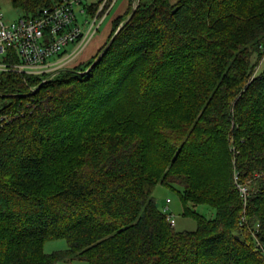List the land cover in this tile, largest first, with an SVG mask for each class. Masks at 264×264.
I'll use <instances>...</instances> for the list:
<instances>
[{
  "label": "trees",
  "instance_id": "16d2710c",
  "mask_svg": "<svg viewBox=\"0 0 264 264\" xmlns=\"http://www.w3.org/2000/svg\"><path fill=\"white\" fill-rule=\"evenodd\" d=\"M10 1L29 19L61 0ZM114 33L46 83L0 74V264H264V0H140L86 72Z\"/></svg>",
  "mask_w": 264,
  "mask_h": 264
},
{
  "label": "built area",
  "instance_id": "2783aa9c",
  "mask_svg": "<svg viewBox=\"0 0 264 264\" xmlns=\"http://www.w3.org/2000/svg\"><path fill=\"white\" fill-rule=\"evenodd\" d=\"M117 1L61 0L43 8L35 18L23 17L10 25L3 21L0 10V74L12 72L41 76L42 83L52 80L83 50ZM131 1L134 8L139 6L140 0ZM70 45L75 46L71 52L67 51ZM55 55L61 57L49 61ZM37 89V86L31 87L32 91ZM13 119V115L0 114V129ZM235 181L246 206L250 187L239 181L237 173Z\"/></svg>",
  "mask_w": 264,
  "mask_h": 264
},
{
  "label": "rangeland",
  "instance_id": "374dc122",
  "mask_svg": "<svg viewBox=\"0 0 264 264\" xmlns=\"http://www.w3.org/2000/svg\"><path fill=\"white\" fill-rule=\"evenodd\" d=\"M171 1L174 3L177 2L178 0H171ZM129 4H130L129 0L117 1L110 14L101 24L99 30L91 37L90 41L83 48V50L77 56L69 60L64 65L63 69H74L82 65L83 63L92 60L99 51V49L109 40L111 34L113 32H116L119 26H121L124 23V21L127 20L131 15L130 13L122 17L118 24V28L116 29V31H114L117 24L114 23L113 21L119 15L125 14V12L128 10ZM130 7L134 9L132 5V1ZM0 10L3 13V21L9 25L19 20L20 18H23L24 16L23 12L18 11L13 7L10 0H0ZM74 48H75L74 45H70L67 48V51L71 52ZM2 57L3 56H1V58ZM59 57H61V55L52 56L49 59V61L51 62L56 61L57 59H59ZM260 69L261 71L264 70V57L259 62V65L257 67L258 71ZM9 101L10 98H1L0 108ZM178 189H182V187L178 184H174V187H170L168 185L159 183L153 190V196L157 200L158 204H160V208L162 210H165L167 213H169L172 219V224L175 226V228L178 231L195 230L197 228V221L194 218L185 216L183 214L184 205L177 192ZM168 199L170 200L169 202L167 201ZM189 206L193 210H196L198 213L206 216L207 218H214L216 215V210L212 206L204 205V204L195 206L192 203H190ZM68 247H69L68 241L64 238H60V239L48 240L45 243L44 250L46 253H52L54 251L67 249ZM56 264H89V263L83 259H75L70 262L60 261L57 262Z\"/></svg>",
  "mask_w": 264,
  "mask_h": 264
},
{
  "label": "water",
  "instance_id": "95a60500",
  "mask_svg": "<svg viewBox=\"0 0 264 264\" xmlns=\"http://www.w3.org/2000/svg\"><path fill=\"white\" fill-rule=\"evenodd\" d=\"M137 8H134L131 15L129 16V18L126 21H129V19L135 14ZM123 27V24L118 28V30L115 32V34L113 35V37L111 38L110 42L108 43V45L106 46L105 50L99 55V57L93 62V64L89 67V69L86 71H91L94 66L96 65V63L101 59V57L104 55V53L109 49V47L112 45L117 33L121 30V28Z\"/></svg>",
  "mask_w": 264,
  "mask_h": 264
},
{
  "label": "crops",
  "instance_id": "0c3cea01",
  "mask_svg": "<svg viewBox=\"0 0 264 264\" xmlns=\"http://www.w3.org/2000/svg\"><path fill=\"white\" fill-rule=\"evenodd\" d=\"M260 71H261V69L258 72H260Z\"/></svg>",
  "mask_w": 264,
  "mask_h": 264
}]
</instances>
